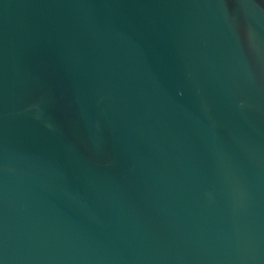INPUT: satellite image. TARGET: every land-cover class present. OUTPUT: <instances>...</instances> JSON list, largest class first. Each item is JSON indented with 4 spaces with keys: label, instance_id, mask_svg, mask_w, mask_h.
Here are the masks:
<instances>
[{
    "label": "water",
    "instance_id": "water-1",
    "mask_svg": "<svg viewBox=\"0 0 264 264\" xmlns=\"http://www.w3.org/2000/svg\"><path fill=\"white\" fill-rule=\"evenodd\" d=\"M0 264H264V0H0Z\"/></svg>",
    "mask_w": 264,
    "mask_h": 264
}]
</instances>
